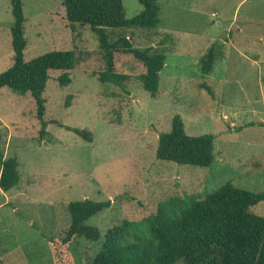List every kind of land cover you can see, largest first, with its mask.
<instances>
[{"label":"rangeland","instance_id":"374dc122","mask_svg":"<svg viewBox=\"0 0 264 264\" xmlns=\"http://www.w3.org/2000/svg\"><path fill=\"white\" fill-rule=\"evenodd\" d=\"M62 1L22 0L24 60L75 55L68 88L58 87V72L48 81L42 139L33 98L0 90V151L17 158L20 176L15 188L0 190V264H52L48 240L67 231L71 202H111L86 222L100 239L69 247L76 264H88L108 229L154 214L170 197H202L228 182L264 193V0H157L159 28L126 32L134 48L165 51L155 98L129 55L116 54V71L127 76L122 87L99 81L105 58L98 40L88 26L68 25ZM122 4L126 19L142 11L137 0ZM12 23L10 0H0V74L13 63ZM212 45L223 56L203 75L200 61ZM175 116L188 136H214L210 167L157 159L158 137ZM73 130L89 131L92 142ZM251 211L264 217V201Z\"/></svg>","mask_w":264,"mask_h":264},{"label":"trees","instance_id":"16d2710c","mask_svg":"<svg viewBox=\"0 0 264 264\" xmlns=\"http://www.w3.org/2000/svg\"><path fill=\"white\" fill-rule=\"evenodd\" d=\"M137 1L142 11L132 19L125 18L122 0H63L62 9L68 25L88 26L96 36L105 58L101 83L122 87L127 76L117 73L116 54L129 55L144 68L138 77L142 89L155 98L165 67V51L134 48L131 34L126 32L157 30L161 10L157 0ZM10 5L13 63L0 74V90L6 88L18 96L29 94L33 98L42 139L46 134L43 95L48 81L53 72H58V87L68 88L75 55L72 51H53L26 62L23 2L10 0ZM222 56L220 45L210 46L200 61L201 73L208 75ZM202 88L209 91L206 86ZM73 132L83 141L92 142L89 131ZM214 140L208 134L188 136L180 116H175L170 131L158 137L156 157L177 165L208 168L214 162ZM18 167L16 157L4 159L0 151L1 191L8 192L19 184ZM263 201L264 193L239 189L229 182L202 197H170L157 206L154 214L140 221L123 220L108 229L104 244L88 264H264V217L251 211ZM110 206L111 202L90 200L69 203L67 231L60 238L48 240L52 264H76L69 247L79 238L98 241L99 230L86 222Z\"/></svg>","mask_w":264,"mask_h":264}]
</instances>
